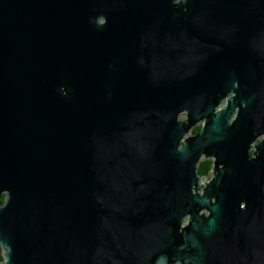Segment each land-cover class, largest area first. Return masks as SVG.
Wrapping results in <instances>:
<instances>
[{
    "label": "water",
    "instance_id": "95a60500",
    "mask_svg": "<svg viewBox=\"0 0 264 264\" xmlns=\"http://www.w3.org/2000/svg\"><path fill=\"white\" fill-rule=\"evenodd\" d=\"M0 248L264 264V0H0Z\"/></svg>",
    "mask_w": 264,
    "mask_h": 264
},
{
    "label": "flooded vegetation",
    "instance_id": "af4514ba",
    "mask_svg": "<svg viewBox=\"0 0 264 264\" xmlns=\"http://www.w3.org/2000/svg\"><path fill=\"white\" fill-rule=\"evenodd\" d=\"M182 115H185V114H182ZM181 115V116H182ZM185 118H186V116H185ZM182 119V118H181ZM202 122H199L192 130H191V132L190 133H195V132H197V131H199L200 129H201V127H202ZM198 128V129H197ZM205 160V159H204ZM207 160H209L210 162H211V166H210V168H209V170L207 171V173L206 174H201V177L202 178H205L206 180H208V179H210L211 177H212V168H213V160L212 159H207ZM203 161V160H202ZM201 161V162H202ZM200 162V163H201ZM202 182V181H201ZM203 183V182H202ZM187 221H188V219H186L185 221H184V223H187Z\"/></svg>",
    "mask_w": 264,
    "mask_h": 264
},
{
    "label": "trees",
    "instance_id": "16d2710c",
    "mask_svg": "<svg viewBox=\"0 0 264 264\" xmlns=\"http://www.w3.org/2000/svg\"><path fill=\"white\" fill-rule=\"evenodd\" d=\"M198 129V128H197ZM211 166V162L207 159L203 160L199 165L200 174H206ZM4 200V197L2 198ZM0 259H3V250L0 248Z\"/></svg>",
    "mask_w": 264,
    "mask_h": 264
},
{
    "label": "rangeland",
    "instance_id": "374dc122",
    "mask_svg": "<svg viewBox=\"0 0 264 264\" xmlns=\"http://www.w3.org/2000/svg\"><path fill=\"white\" fill-rule=\"evenodd\" d=\"M181 118H182V119H185V115H182Z\"/></svg>",
    "mask_w": 264,
    "mask_h": 264
}]
</instances>
